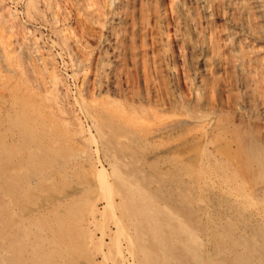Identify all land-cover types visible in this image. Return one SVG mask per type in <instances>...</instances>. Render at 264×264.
Masks as SVG:
<instances>
[{"label":"rangeland","instance_id":"374dc122","mask_svg":"<svg viewBox=\"0 0 264 264\" xmlns=\"http://www.w3.org/2000/svg\"><path fill=\"white\" fill-rule=\"evenodd\" d=\"M250 3L0 0V115H12L26 101L44 119L58 123L73 147L71 167H79L94 183L99 160L109 168L98 142L99 132L107 137L112 131L108 119L126 121L138 133L145 129L152 157L157 155L163 167L173 157L193 155L194 147L201 148L204 165L203 131L186 126L182 133L178 126L193 122L191 108L202 115L196 106L210 91L206 80L228 85L238 98L237 104L234 96L230 99L229 109L264 134V44ZM230 7H245L239 23L231 20ZM118 141L129 142L126 137ZM216 179H208L214 195H226L227 188ZM258 181L239 197L250 201L249 213L256 218L264 209V183ZM103 198L96 189L80 217L79 225L90 235L85 241L90 258L82 262L123 264Z\"/></svg>","mask_w":264,"mask_h":264},{"label":"bare ground","instance_id":"6f19581e","mask_svg":"<svg viewBox=\"0 0 264 264\" xmlns=\"http://www.w3.org/2000/svg\"><path fill=\"white\" fill-rule=\"evenodd\" d=\"M249 1L264 44V0ZM245 7L228 9L234 24ZM222 16L226 21L225 6ZM205 86L210 91L196 106L202 115L191 108L193 122L178 127L182 133L186 126L203 131L206 164L201 148L194 147L193 155L173 157L163 167L152 157L145 129L138 133L125 120L108 119L112 131L107 137L99 132L98 142L109 168L99 160V185L71 167L73 147L61 127L30 103L0 115V264H84L90 235L79 221L96 189L104 193L123 264H264V209L256 218L250 201L239 199L246 187L264 183V134L229 109L230 99L237 104L238 98L228 85L206 80ZM213 177L226 195H214L208 182Z\"/></svg>","mask_w":264,"mask_h":264}]
</instances>
